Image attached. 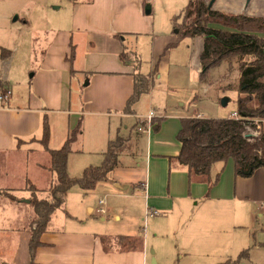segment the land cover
<instances>
[{
    "label": "crops",
    "instance_id": "obj_1",
    "mask_svg": "<svg viewBox=\"0 0 264 264\" xmlns=\"http://www.w3.org/2000/svg\"><path fill=\"white\" fill-rule=\"evenodd\" d=\"M246 1L248 0L242 4L240 0L232 1L228 9L226 4H222V9L241 15L245 10ZM250 1L254 6L255 2H260ZM65 3L54 9L56 13H47L45 29L37 27L34 30L36 27H33L30 41H22V38L17 37L13 42V50L17 54L22 51L21 45L29 46V42L32 44L36 35L44 36L45 33L48 37L45 40L47 46H39L43 48L44 58L38 63L37 71L32 72L31 81H13L9 75L8 64L11 62L12 65L13 60L0 58V81L10 92L8 102H0V152L15 151L19 142L38 139L42 134L43 116L48 121L50 114L54 113L66 117L70 124L69 130H72L78 118L84 115L98 118L118 117L121 121H129L132 116L135 120L133 126L137 120L146 121L149 113L140 117L135 111L132 115L123 113L132 94V74L135 69L130 61L127 65L123 64L120 54L136 53L128 44L132 38H152L153 22L143 13L147 0H67ZM31 5V0H0V26L6 18L13 15L22 16V21L27 24L32 15ZM64 6H67L65 13L62 12ZM251 16L264 19V15ZM150 44L155 46V42ZM3 46L0 42V49L8 51ZM71 48L73 59L69 60ZM78 49L83 51L80 59ZM158 52L159 49L154 52L151 66L156 62ZM32 59L33 57H28L29 61ZM75 67L79 68L74 70ZM26 73H23L22 79ZM147 76L152 77V73ZM83 82L85 84L80 89ZM23 88L26 93L20 91ZM68 98L69 109L66 107ZM183 119L185 118L181 115L164 119V122H160L157 132L153 131L155 125L144 128L142 123V126L133 131L136 147L138 138L144 134L146 136L143 162L135 163L133 167L119 165L110 173L106 182L96 185H99L98 194L103 197L98 199L95 211L85 203V210L90 217L94 213L111 217L113 222L124 224L125 230L120 233V237L133 238L138 235L130 228L135 226L136 220L139 222L147 211L152 210L151 212L158 214L157 217L165 215V219L171 218V223L174 219L173 226L179 230V238H182L184 247L189 246L191 240L205 238L209 242L211 237H220L221 231L225 230L224 225L220 223V213L224 208L223 204L227 202L246 203L243 205L247 207V212L252 218V208L257 210L255 205L264 200V179L261 180L264 178V168L257 170L248 179H236L233 164L227 161L224 166L213 171L214 173L213 167L207 176H195L177 162L181 145L176 136ZM262 130L264 132V124ZM137 150L138 147L127 157L135 159ZM21 169L22 173L25 164ZM51 179L52 176H49L50 182ZM257 180L262 182L261 188ZM24 183L28 184L29 180L25 179ZM22 185L21 180L18 191L28 192L27 189H20ZM0 192L3 191L0 189ZM3 197L8 199L6 194ZM204 202H208L205 208L196 212L194 218L187 222L188 217ZM155 219L154 217L148 220ZM100 221L105 222L103 217H100ZM125 225H128V228ZM101 237L106 236L93 232L68 231L45 234L41 238L44 247L36 251L34 263L158 264L152 257L148 258L147 244L144 241L139 251H118L117 248L106 249L100 242ZM27 241L28 237H23L24 253L20 264L27 263ZM257 247L264 249L261 243L256 244L254 248ZM16 248L14 246V249ZM8 264H15V260H9Z\"/></svg>",
    "mask_w": 264,
    "mask_h": 264
},
{
    "label": "rangeland",
    "instance_id": "obj_2",
    "mask_svg": "<svg viewBox=\"0 0 264 264\" xmlns=\"http://www.w3.org/2000/svg\"><path fill=\"white\" fill-rule=\"evenodd\" d=\"M66 1L31 0L32 15L29 17L27 24L22 21V16L13 15L6 18L0 26V42L3 43L4 49L10 52L9 59L14 62L12 65L11 62H8L10 65L9 75L13 81L17 83H24L25 80L26 82L31 81L32 72L37 71L38 63L44 58L43 48L39 46L44 44L47 46L45 40L48 37L45 36V33L44 36L36 35L32 40V44L29 42V46L21 45L22 51L17 54L13 50L14 40L20 37L22 41L26 39L30 41L33 27H36L34 30L37 27L45 29L47 13H56L54 9L66 4ZM205 1L208 2V0ZM232 1L235 0H226V2L217 0L212 4L211 9L233 14L229 10L222 9V4H226L228 9ZM240 1V4L245 2V0ZM258 1L260 2H255V6L252 5L250 0L246 1L244 7L246 11L244 10L241 15L249 17H256L251 15H264V4L261 3L264 0ZM188 3L189 0H147V4L143 7V13L144 8L148 6L150 8V16L148 17L154 25L152 38L148 40L144 37H138L137 40L132 38L128 42L129 46L136 52L134 54L139 60V73L144 76L152 73V77L149 76L151 86L148 93L143 95L133 108L139 117L146 113L153 115L149 127L158 124L159 121L164 122V119H169L171 116L181 115L185 119L223 120L230 119L229 116L236 113V92L221 90L219 84L215 82L216 74L203 82L198 81L201 72L198 55L201 52L202 41L200 39L183 38L178 43H174L176 39L172 34V20L175 17L178 18L176 20L177 26L184 22L181 14ZM66 8L67 6H64L62 12L65 13ZM248 13L249 15H245ZM150 42H155V46L153 47ZM172 43L174 44L172 45ZM158 49L156 62L153 64V66L157 65L156 72H154V67L150 63L151 59H154V52ZM78 56L79 59L80 56H83L82 50L78 49ZM28 57H33V59L29 61ZM128 58H133V52L128 54ZM24 59L26 60L24 61ZM77 68L79 67H75L74 70ZM24 72L27 73L22 79ZM217 79L220 80V78ZM84 84L85 82L80 84V89ZM20 91L26 93L24 88ZM20 97H23V95H20ZM222 102H224V106L221 105ZM79 104L81 108L80 101ZM69 105L68 98L66 100L67 109H69ZM255 105L253 103L252 107H255ZM48 107L53 108L52 106ZM78 119L73 127L79 124L81 134L71 145V152L68 155L66 165L67 175L72 179H80L86 169L100 167L103 163L102 154L107 148L106 145L110 141H115L118 137L129 139L130 133L128 134V132H131L135 123L132 116L129 121H121L118 117L98 118L87 115ZM47 122L50 130V140L47 148L50 151L60 150L68 139L71 131L69 130L70 124L66 117L61 116L59 113L50 114ZM138 122L142 123L144 128H149L147 117L146 121L139 120ZM134 134L132 131V135ZM41 135L37 137L38 139L23 142V144H20L21 148L15 151L0 152V189L3 191L0 192V264H8L9 260H15V264L21 263L24 253L23 237H28L29 220L32 219L31 207L26 206V204H29L30 199L29 188H34L38 193L51 189V182L49 181L51 174L48 170L49 155L38 144ZM145 137L144 134L138 138V150L135 159L127 157L130 154H124L118 159L119 165L125 167L131 165L133 167L135 163L143 162L146 147ZM137 147L134 149L131 147L130 152H134ZM23 164H25V169L21 173ZM220 166L222 165L214 166L212 173ZM25 179L29 180L26 185L24 183ZM263 179L261 178V180ZM21 180L23 185L20 189H27L28 192L20 193L18 191ZM257 181L261 188L263 186L262 182ZM98 188L99 185L95 186L90 192H84L79 186H73L68 192L63 210L56 212L48 231L93 232L109 239L120 237V233L125 230L124 224L115 223L111 217L100 216L96 213L90 217V214L85 210V203L92 206L94 211L96 210L98 199L103 197L98 194ZM5 194L10 198L5 199L3 197ZM11 198L15 202L10 201ZM26 198L27 200H25ZM262 201L255 205L258 208L257 210L252 208V218L247 212V207L243 205L246 203L227 202L223 204L224 208L220 213V223L224 225L225 230L221 231L219 238L211 237L210 243L205 238H200L191 240V244L184 247L182 238H179V230H176L173 226L174 219L171 223V218L165 219V215H162L154 216L156 219L149 221L148 219L152 218H149L148 214L152 210L147 211L145 217L143 216L139 222L136 220L135 226L130 229L136 232L138 235H136V238H141L147 244L148 258L151 259L152 257L155 263L158 262V264H264V249L254 248L258 243L264 245V200ZM207 203L204 202L199 205L196 211L188 217L187 222L194 218L196 212L204 209ZM260 214L261 217H259ZM100 217H103L105 222L102 223ZM125 226L128 228V225ZM14 246L17 248L14 249ZM244 251H247V257L238 260L239 255Z\"/></svg>",
    "mask_w": 264,
    "mask_h": 264
},
{
    "label": "trees",
    "instance_id": "obj_3",
    "mask_svg": "<svg viewBox=\"0 0 264 264\" xmlns=\"http://www.w3.org/2000/svg\"><path fill=\"white\" fill-rule=\"evenodd\" d=\"M181 16L184 22L180 26L176 24L178 18L172 20L174 43L183 38L202 41L198 55L201 67L198 81L203 82L216 74L215 82L221 90L235 91L238 118L183 119L176 136L181 145L177 162L195 176H207L214 166H224L231 161L234 177L248 179L264 168V19L213 11L205 0H189ZM128 54L122 52L120 60L125 65L130 61L135 71L132 74V94L123 113L132 115L134 106L148 93L151 85L148 76L138 73L136 55L133 53V58H128ZM9 55L8 51L0 49V58L7 60ZM72 59L71 48L69 60ZM156 68L157 65L154 72ZM6 91L0 81V94ZM253 103L255 107H252ZM138 125L142 126L137 121L131 132L137 130ZM159 125L160 121L154 126V132L159 130ZM41 127L42 137L38 144L49 155L48 170L52 180L51 189L46 192L38 193L29 188L32 219L28 226L27 264H35L36 251L44 247L42 236L55 233L48 228L56 212L63 210L70 189L79 186L84 192L92 191L98 183L108 180L110 173L119 166V157L131 155V147H136L135 135L130 134L129 139L118 137L107 144L100 167L86 169L80 179H72L67 175L66 165L71 145L81 134L79 124L70 131L63 147L57 151L47 148L50 130L45 116ZM20 144L23 142H19L17 148H21ZM10 201L15 202L13 198ZM100 242L106 249L117 248L118 251H139L143 246L142 239L136 237H101ZM246 257L247 251H244L238 260Z\"/></svg>",
    "mask_w": 264,
    "mask_h": 264
},
{
    "label": "built area",
    "instance_id": "obj_4",
    "mask_svg": "<svg viewBox=\"0 0 264 264\" xmlns=\"http://www.w3.org/2000/svg\"><path fill=\"white\" fill-rule=\"evenodd\" d=\"M9 97H10V92L9 91H6L4 94H0V102L6 104L8 102V100H9ZM152 117H153V115L151 113H149L148 116H147L148 127H149L150 121L152 120ZM237 118H238V116H237L236 113H233V114L230 115V119H237ZM148 132H149V130H148ZM100 212H102V211H100ZM154 216H157V214L155 212H150L148 214L149 218H153Z\"/></svg>",
    "mask_w": 264,
    "mask_h": 264
},
{
    "label": "water",
    "instance_id": "obj_5",
    "mask_svg": "<svg viewBox=\"0 0 264 264\" xmlns=\"http://www.w3.org/2000/svg\"><path fill=\"white\" fill-rule=\"evenodd\" d=\"M215 2V0H211L209 4V8H211L212 4ZM144 15L146 17L150 16V8L147 6L144 8ZM222 106H224V102L221 103ZM28 203V202H27Z\"/></svg>",
    "mask_w": 264,
    "mask_h": 264
},
{
    "label": "flooded vegetation",
    "instance_id": "obj_6",
    "mask_svg": "<svg viewBox=\"0 0 264 264\" xmlns=\"http://www.w3.org/2000/svg\"><path fill=\"white\" fill-rule=\"evenodd\" d=\"M210 1H211V0H208L207 3L210 4ZM216 1H217V0H215V2H216ZM215 2H214V3H215ZM208 8H209V5H208ZM209 9H211V8H209Z\"/></svg>",
    "mask_w": 264,
    "mask_h": 264
}]
</instances>
